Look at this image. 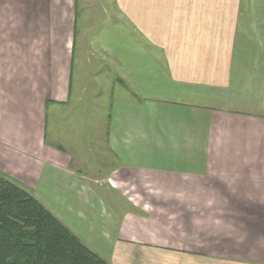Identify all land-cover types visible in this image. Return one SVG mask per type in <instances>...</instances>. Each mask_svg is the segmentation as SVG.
Returning a JSON list of instances; mask_svg holds the SVG:
<instances>
[{
  "label": "crops",
  "instance_id": "0c3cea01",
  "mask_svg": "<svg viewBox=\"0 0 264 264\" xmlns=\"http://www.w3.org/2000/svg\"><path fill=\"white\" fill-rule=\"evenodd\" d=\"M0 67V176L40 199L45 187L91 250L264 264V0H0ZM93 67L92 96L108 78L112 99L95 118L102 148L75 158L60 130L47 140L48 109L79 128L69 99Z\"/></svg>",
  "mask_w": 264,
  "mask_h": 264
},
{
  "label": "trees",
  "instance_id": "16d2710c",
  "mask_svg": "<svg viewBox=\"0 0 264 264\" xmlns=\"http://www.w3.org/2000/svg\"><path fill=\"white\" fill-rule=\"evenodd\" d=\"M0 264H111L27 190L0 176Z\"/></svg>",
  "mask_w": 264,
  "mask_h": 264
},
{
  "label": "rangeland",
  "instance_id": "374dc122",
  "mask_svg": "<svg viewBox=\"0 0 264 264\" xmlns=\"http://www.w3.org/2000/svg\"><path fill=\"white\" fill-rule=\"evenodd\" d=\"M43 45H44V41H43ZM1 68V67H0ZM49 69L48 66L43 65L41 67V74H42V88L44 89L45 87V79H48V74H47V70ZM57 78H58V84L59 83H64L65 82V75H66V67L65 66H59L57 67ZM95 67H93L90 71L86 72V77L87 81L85 83L86 85V91L84 94H80L79 98L77 99L76 97H73L72 95L70 96L69 99V104L68 107L72 110H76L78 107H82L84 106V114L83 116V120H82V124L80 123L79 128L78 127H74L77 123L75 121L70 120V117L66 114V119H62L58 122V125L56 127L55 123L56 121L51 119V111H53V107H49L48 109V113L50 114L48 121H47V128H46V137L47 140L51 141V142H55L56 141V129L60 130V133H62V136L66 139V141H68V143H70V145L73 146V143H78L79 145H77V155L74 153V157H83L84 159H87L88 157H93L94 155L97 154V151L100 150L102 147H100L99 142H101V140L103 139L102 136V131L97 130L98 126H97V122L95 120V118H97V116L101 115L97 112L98 108L99 109H103L105 106L108 107L109 106V102L112 99V95H109V87L112 86V81L108 78H106V81H104L103 85L106 91V96L103 94V96L99 97V98H94L92 95L96 94L95 89H92V85H95V77L96 73L94 72ZM97 70L100 69V67L96 68ZM104 69V68H103ZM103 69L101 68V72L104 73ZM24 78H29L31 73H34V67L32 66H26L24 67ZM73 74H72V83L71 86L73 87L76 83V75L81 74L80 73V69L79 67L74 66L73 67ZM105 70V69H104ZM112 72V71H111ZM110 72V73H111ZM102 73V74H103ZM109 74V73H108ZM22 75V76H23ZM21 76V77H22ZM1 77V74H0ZM6 77V76H5ZM14 75L11 77L13 78ZM1 82V79H0ZM73 89V88H72ZM186 91V90H184ZM114 94V93H113ZM117 96V94L115 95ZM44 98V95H43ZM41 98V99H43ZM67 108V107H66ZM102 110H100L101 112ZM96 113V114H93ZM86 114V115H85ZM64 116V115H62ZM86 117V119H85ZM95 120V121H94ZM55 121V122H53ZM62 140V139H60ZM58 139V142L60 141ZM65 145L66 148H68V144L67 143H63ZM79 151V152H78ZM88 164V163H87ZM95 164L93 161H91V165ZM45 171H48V169H45ZM111 183V182H109ZM37 191L39 192V196L43 197V198H37L42 204H44L47 208L50 207V205L55 204V208H57V203H53V201L50 199V194L49 191H45V187L43 190V187L40 185L38 186ZM33 196L36 195V193H30ZM38 196V195H37ZM114 194L112 193H108L106 192L104 194V198L106 201L113 203L114 201ZM115 207H119V204L116 202H114ZM58 210V209H57Z\"/></svg>",
  "mask_w": 264,
  "mask_h": 264
}]
</instances>
